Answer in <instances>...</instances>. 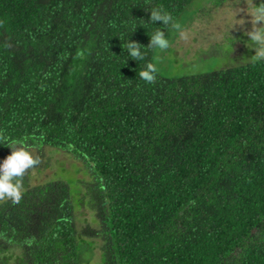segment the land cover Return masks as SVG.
<instances>
[{"label":"trees","instance_id":"16d2710c","mask_svg":"<svg viewBox=\"0 0 264 264\" xmlns=\"http://www.w3.org/2000/svg\"><path fill=\"white\" fill-rule=\"evenodd\" d=\"M193 2L0 0V143L89 176L73 191L26 170L20 201L0 199V264H264V61L146 83L156 50L123 48ZM157 7L173 25L149 24Z\"/></svg>","mask_w":264,"mask_h":264},{"label":"rangeland","instance_id":"374dc122","mask_svg":"<svg viewBox=\"0 0 264 264\" xmlns=\"http://www.w3.org/2000/svg\"><path fill=\"white\" fill-rule=\"evenodd\" d=\"M226 1L228 7L222 2L220 5L219 0H194L175 25L172 34L167 36L169 49L155 51L154 65L160 75L181 78L226 68L228 63L234 66L242 61L251 62L248 59L255 54V50L251 49L250 37L247 35L252 30L251 17L246 12L248 5L245 0ZM253 2L258 5L261 0ZM237 9L244 11H238L236 20L234 13ZM181 33L186 38H181ZM231 41L235 43L233 47ZM30 152L33 156L37 155V149ZM78 166L80 164L71 155L63 152L51 155L48 149H44L39 163L29 169L30 182L39 185L56 178L63 171L56 180L66 181L73 191L80 190L81 183H86L89 176L80 173ZM76 202V211L80 208L83 212L85 209L90 210L88 198L84 200L78 196ZM88 262H100L98 250L94 251Z\"/></svg>","mask_w":264,"mask_h":264},{"label":"clouds","instance_id":"9594fccd","mask_svg":"<svg viewBox=\"0 0 264 264\" xmlns=\"http://www.w3.org/2000/svg\"><path fill=\"white\" fill-rule=\"evenodd\" d=\"M245 2L248 5L246 12L251 17L252 24V30L247 35L250 37L251 49L255 50V54L248 60L253 63L262 62L264 61V0H261L258 5L253 0H245ZM150 10L149 24L156 25V22L162 21L164 28L173 25V17L165 9L157 7L150 8ZM238 11L244 10L237 9L234 13L235 19ZM149 36L150 43L143 48L141 44L130 38L126 47L123 46L127 50V57L138 62L146 59L147 53L144 49H159L160 51L169 49V39L161 27H157V30ZM181 38H186L183 33H181ZM138 75L146 83H153L156 80L157 68L152 62H146L144 69ZM0 144L8 146L12 150L11 154L0 162V199H10L13 203H17L22 196L21 178L26 170L37 165L39 160L33 157L22 142L11 141Z\"/></svg>","mask_w":264,"mask_h":264}]
</instances>
